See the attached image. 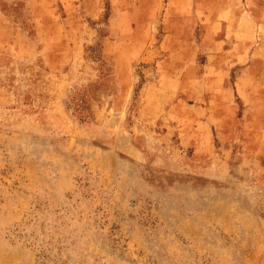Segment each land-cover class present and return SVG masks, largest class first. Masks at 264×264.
I'll return each mask as SVG.
<instances>
[{
  "label": "rangeland",
  "instance_id": "obj_1",
  "mask_svg": "<svg viewBox=\"0 0 264 264\" xmlns=\"http://www.w3.org/2000/svg\"><path fill=\"white\" fill-rule=\"evenodd\" d=\"M0 264H264V0H0Z\"/></svg>",
  "mask_w": 264,
  "mask_h": 264
}]
</instances>
